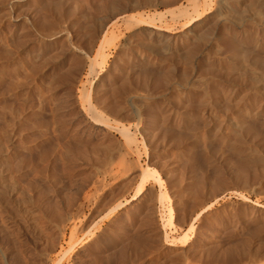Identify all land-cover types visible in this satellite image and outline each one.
Wrapping results in <instances>:
<instances>
[{
	"label": "bare ground",
	"instance_id": "1",
	"mask_svg": "<svg viewBox=\"0 0 264 264\" xmlns=\"http://www.w3.org/2000/svg\"><path fill=\"white\" fill-rule=\"evenodd\" d=\"M27 3L28 0H0V9H8L5 16V11L0 16L11 23L0 27V264H50L53 245H61L69 227L75 231L76 211L85 203L79 201L87 198L84 197L86 188H92L90 193L97 195L104 185L109 186L110 191L113 184L125 185L126 188L135 176L142 178L150 173L139 170L132 161H126L134 153L136 139L128 132V127L125 129L124 125L114 126L108 122L109 118L104 115L108 106L104 109L101 104L107 105L112 101L114 104L111 99L119 102L115 106L119 107L116 112L110 113L112 116L122 115L120 118L124 121L127 116L126 121L129 117L135 120L137 116V122L140 120L138 101L164 100L165 107L163 110V106L160 107L161 115H156L157 111L148 116L147 130L143 131L152 140L153 135L159 133H151L153 124L162 122L165 135L172 137L173 128L188 126V116L193 108L199 115L197 117L206 120L202 121L204 125H201L200 133L205 141L200 136L196 139L197 133H192L195 142L199 139L197 143L200 144L201 139L204 150L210 155L219 153L217 147L243 155L247 159L248 165L245 163L249 173L259 180L256 186L263 182L264 131L249 138L242 133V127L248 119L259 120L262 128L264 126V0H33L31 7H27ZM69 33L82 39L83 43H76V36L72 38L75 43L69 42ZM106 43L118 47L119 52L123 50L121 48L129 49L131 60L128 58L129 63L126 60L128 66L124 73L117 72L118 67H112L115 72L101 75L97 84V88L104 90L103 99L99 100L101 104L86 103L83 92L76 94V86L75 89L70 86L72 78L68 76L79 65L84 66L88 58L90 73L93 61L104 52ZM72 60L77 67L74 68L75 64L70 66L74 63ZM142 74H146L145 78L150 74L151 77L161 76L165 89L158 93L153 91L156 92L154 94L150 93L152 90L146 91L147 87L143 89L145 86L135 88L134 84L136 87L144 84L136 83ZM126 86L131 88L129 92L128 88L126 93L119 90ZM40 89L47 97L41 94ZM42 95L49 98L50 104L44 103L46 106L49 104L48 107H42ZM197 127L192 129L198 131ZM110 129L119 131L125 138L124 143L119 142L120 145L112 148L108 145L110 143H103V134ZM161 138L159 140L163 141ZM173 140L170 138L166 139L168 143L161 141L156 144L164 149L172 146L171 154L176 158L173 157L172 161L168 158L170 162L164 159L172 168L181 156L186 154L184 157L188 158L187 153L191 150V144H175L173 147ZM214 141L220 147H216ZM224 163L227 164L226 161ZM233 164L226 167L230 173L235 172ZM58 165L70 172L68 180V170L66 174L64 171L68 183L61 180L67 185L59 181L62 176L57 178ZM226 168L221 169L226 171ZM187 173L191 175V171ZM154 197L155 194L144 200L146 204L143 206L129 204L118 216L121 222H116L114 234L103 235V249L111 250L110 253L104 251L107 255H116L114 251L126 252L132 247L130 239L127 240V231L131 226L133 232L144 229L155 213ZM136 198L132 197L127 203L136 202ZM88 201L89 204L91 201ZM252 204L264 212V204ZM171 218L170 215L169 222ZM161 231L158 227L152 234L161 239ZM97 245L94 249L98 248ZM232 249H227V252L231 253ZM75 262L84 264L80 257Z\"/></svg>",
	"mask_w": 264,
	"mask_h": 264
},
{
	"label": "rangeland",
	"instance_id": "2",
	"mask_svg": "<svg viewBox=\"0 0 264 264\" xmlns=\"http://www.w3.org/2000/svg\"><path fill=\"white\" fill-rule=\"evenodd\" d=\"M32 1L33 0H31V1L28 0L27 7L32 6ZM80 1L83 2V0H80ZM85 1L86 0H84V2ZM93 1H95V0H93ZM96 1H99V0H96ZM24 7L27 8L26 5H24ZM3 8H5V9H3ZM1 9H0V14L4 13V11H5V13L3 15V16H5L6 12H8V9L6 7H2ZM20 9H22V8H20ZM161 10H165V8H162ZM1 17L2 16H0V20H1L0 21V27L2 28V27H4V25L6 27L7 24L10 26L11 23H8V21L6 22V19L4 17H2L3 19H1ZM2 20H4V21H2ZM9 22H11V21H9ZM21 22H24V20H22ZM156 22H158V20H156ZM69 34L70 35H69L68 39H69V42H71L72 40H74L72 38H75L76 35L74 36L73 33H69ZM71 35H72V37H71ZM123 38H125V36H123ZM75 39H77V40H75V42L76 43L79 42L78 43L79 45L83 43V40L80 38H77V36ZM72 42L75 43L74 41H72ZM108 49H109V51H108ZM121 49H123V50L121 52H119L120 49L118 47H113L112 43L104 44L103 45L104 52H102L99 55L100 57L97 56V59L95 61H93V66H92L93 68H91V71H93V69H95L94 70L95 74H93L94 71H93V73L91 71H90V73L88 72L89 71L88 69H90V68H88V64H87V63H89V58L87 59L88 61L86 60L87 63L84 64L85 67L82 65L84 68H82V66H80V65H79L80 67L78 66L79 67L78 68L76 66L77 63H75L76 62L75 59H73L75 62L72 60L74 63H72V61H70L72 63V64L69 63V64H71L70 66L72 67V65L75 64L74 68L77 67V69L76 68L74 69L75 72L72 71L75 75L72 73L71 76H68L69 79H71V78L74 79V80L71 79L69 84L74 89L76 86V89H75L76 94L83 92L82 94L84 97V101L86 103H89V102H91L92 104L96 103L95 105L101 104L100 101H101V99H103L102 96L104 95L103 94L104 90L102 88H97V84L100 82L99 79H101L102 76L106 75L107 73H110L111 71L115 72L114 69L117 67L119 68V69L118 68L116 69L117 72L119 71L121 73H124L126 71V67L128 66V63H129L128 58H129V60H131L130 59L131 58L130 50L126 49V48H121ZM123 52H126V53H123ZM126 54H128V55H126ZM116 56H119V57H116ZM126 60L128 61L127 64H126V62H127ZM94 62H96L95 63L96 65L94 64ZM100 62L102 63V65ZM94 66H96V67H94ZM112 67L113 68L115 67V68L113 69ZM124 67H125V70L123 69ZM73 75H74V77H73ZM145 75L146 74H144V75L142 74L143 77L140 75L141 78H139L140 76L136 77V78L141 79V80L137 79V80H139L138 82L136 80L137 84L138 83H140V84L144 83L145 84V82H147V84H145V85L143 84L142 86L139 85L138 87H136L134 84L135 83L134 79H136V78L133 79L134 81H132V82H134L133 84H134L135 88H142L143 86H145V88H143V89L148 88V90H146L148 92L150 90H152L150 93H152L153 91H156L158 93L160 91H163L162 89H165V88H163V86H165V82L164 83H163V81L161 82V76H159V78H158V76L154 75L153 76L154 78H153V77H151L152 75L150 74V77L146 76L149 78H145L144 77ZM143 78H144V81L142 80ZM72 81H73V83H72ZM157 82H159V83H157ZM155 84H156V86H155ZM62 86H64V84ZM122 89H119V90H121L122 92L125 91V93H126V91L128 90V92H129L131 88L129 89V87L126 86V88L123 87ZM125 89H127V90H125ZM101 90H102V92L100 93L99 91H101ZM119 90H117V92H119ZM94 91L97 93V95ZM97 91L99 92V94ZM41 92H42V90H41ZM43 92L41 94H43L45 96V93H43ZM156 92L155 93L153 92V93L156 94ZM43 95L41 96L43 100L40 98V101H43V104L45 102H46V104H47V102L50 104L49 98H47L48 101H45L44 99H46L45 97H47V96L44 97ZM94 95H96V96L99 95V98L95 97ZM100 95H101V97H100ZM116 96H117V94H116ZM96 98H98V100ZM95 99H96V101H95ZM111 100H114V104L112 103L113 101L109 102L108 103L109 105L108 104L107 105L101 104V107L104 109H105V107L107 108V106H108V108L105 110L106 112L104 111V115L105 116L107 115L106 118L107 119L109 118L108 122L111 125L113 124L114 126L124 125L125 129H127L126 127H128V129H127L128 132L132 136H134V138L136 139V141H135L136 145L134 144L135 145V147H134V149H135L134 153L135 154L133 153L132 156L127 157L126 161H132V163H134L138 167L139 170L144 169V170H147L148 173L149 172L150 173L147 174L146 176L142 177V178H141V176H135L136 178L134 177V179L131 181L129 186H126V188H125V185L122 186L121 184H119V186L117 185L118 186L117 187V186H115V184H113L112 187H114V188H112V190L110 191L107 188L109 186L104 185L98 191V192H101L102 194L97 192V195H100V197H98L96 194H93V192L90 193L92 191L91 190L92 188L91 189L86 188V193H85L84 197L91 198L92 195H94V196L91 199L85 198V199H82V201L81 200L79 201L82 204L85 202L87 205L84 203L81 206V208L79 209L80 213H79V210L76 211L77 217H79V218L76 217V220H75V231L69 227L70 229L68 228L66 230L65 236L62 239V241L60 242L61 245L59 243H55L53 245L52 248L54 250L52 249V252L50 253V256L52 258V261L50 262V264H74V262L77 261L79 257L81 259H83L84 264H94V263L95 264H264V217H263L264 212L259 207L253 206V204H252L253 202L258 203V204H264V191H262V190H264V188H263L264 187V185H263L264 177L262 179L263 182L260 184L258 183L259 185L256 186L257 182L259 180L254 179L252 174L249 173V168H247L248 167L247 166L248 162L246 161L247 159L243 155H241L243 158L241 156L237 155L231 149H227V151H226V149L223 150L221 148H218L217 147V146H219L218 143L216 146L217 141L216 142L214 141V145L217 147V150L219 149L218 150L219 153L217 154L216 152H213L212 155L207 154V152L204 150V147H203L204 144H202L203 141H205V140L200 136V133H202L201 127L204 125L203 122L204 121L206 122V120L202 119L201 117H197L199 115L196 114L197 112L195 110H193V108H192V110L194 112L191 110V113L189 114L190 117L188 116V118L190 119V120L188 119V122H189L188 126L186 125V126H184V128H181V129L180 128H173V131H172L173 134L172 133H171L172 135L169 134L172 137H170V136L168 137V135H165V132L163 131L165 128H164L163 124L161 125L162 122H158L157 124L156 123L153 124L154 126L152 125L151 127H153L155 130L154 129L152 130V128H150L151 131H153L151 133H155L157 131H159V133L158 132L155 133L156 136L152 134L153 135V140H152V137L148 138L146 136V133H144V132L147 130V126H148L147 124L149 123V120H148L149 117L153 116L157 111L158 112L156 113V115H158V116L161 115V110H163V108L165 107V103H164L165 101L164 100H162L161 98H151V99H147V101L146 100L138 101L137 104L138 105L141 104V107H142L141 108L137 105L140 120H141V121L139 120L140 124H139V122H137L138 121L137 116H135V117L133 116L135 118V120H131L130 119L131 117H129V119L127 121H126V119L128 118V116L127 117H125V115L123 116L126 118L125 121H124V118L123 119L120 118V117H122V115H115L114 114L112 116L110 113L112 111L114 113L116 112V109H118L119 107H115V106H118L119 102H115V101H118L117 99H111ZM35 102H36V100H35ZM111 103H112V105H111ZM116 103H117V105H116ZM46 104L42 105V107H48L49 104L47 106H46ZM145 104H147V105H145ZM160 107H162L161 110H160ZM109 108H112V109H109ZM194 109H195V107H194ZM141 113H143V114H141ZM192 113H194L195 115H193ZM191 116L194 118H192ZM112 117H114V118H112ZM198 118H199V120H198ZM129 120H131V121H129ZM113 121H115V122H113ZM117 121H118V123H117ZM254 121L255 120H253V119H248V120H246V123L244 122V125L242 127V129H243L242 133H244L248 137L250 136L249 138H251L252 136L254 137L255 134L260 135L259 133L264 131L263 130L264 126L262 128L263 124L261 125V123H259L261 121H259V120H256L255 122ZM114 123H117V124H114ZM137 124H139V125H137ZM196 125L198 127H200V128L197 127L198 131L193 130L196 127ZM189 126L191 129H189ZM145 127H146V129H145ZM158 127H160V128H158ZM192 127H193V129H192ZM185 129H187L188 131L186 130V132H185ZM178 130H180V131H178ZM142 133H144V134H142ZM192 133L193 134L197 133L195 137H196V139L201 137L203 139V141L200 139V142H202V143H200V144L197 143L199 141V139L197 142H195L196 139L194 136H192ZM159 134H160V136H159ZM244 134H243V136H244ZM162 135L166 136V138L162 137ZM154 136H155V138H154ZM247 136H245V138H248ZM123 137L124 136L120 135L119 131H116L115 129H112V130L110 129L108 132L103 134L102 138H104V140L102 139V141L105 144L110 143L108 145L111 146V148H112V147H116L115 145H120V144L124 143L125 138H123ZM158 137H160V138L162 137L161 139L164 138L163 141L159 140L160 138H158ZM174 137H176L177 139ZM187 137H189L191 139H189ZM170 138H171V140H173V138H174V140L172 142L173 147L175 146V144H183V145L191 144V145H189L191 147L190 148L191 150L187 153L188 158L184 157V156H186V154L183 155L185 160L182 159L183 157L181 156V158H180L181 160H179V162H178L179 164L176 163L177 165L173 166V168L168 165L170 161H172L176 158V155H173V157H175V158L172 157V154H171L173 152L171 150L172 146L170 145V147H167L166 149H164L161 146L156 145L157 142L160 143L161 141L168 143L166 141V139H170ZM185 138L189 139V142L191 140V142L190 143L188 141L186 142ZM155 140H157V141L155 142ZM112 141H114L115 144ZM119 142H121V143L119 144ZM184 142H186V143H184ZM154 143H155V146H157V148L154 146ZM195 143H197V144L193 145ZM201 146L203 147V150L200 149V148H202ZM201 150L204 151V153ZM224 151H226V153H224ZM229 151H231L233 153V155ZM160 152H162L161 155L165 158H163L159 154ZM228 152L231 153V155H227V154H229ZM214 153L217 155L216 156L213 155ZM114 154H115V152H114ZM119 154H120V152H119ZM167 154H169V155H167ZM221 154H223L222 157H221ZM116 155H118V154L116 153ZM116 155H114V156L116 157ZM166 155H167V157H166ZM207 155H208V157H206ZM235 155H237V156L235 157ZM118 156L120 157V155H118ZM118 156L116 158L119 160ZM219 157H221V158H219ZM128 158H129V160H128ZM132 158L135 160V162L132 160ZM168 158H170V161L168 160ZM209 158H211V159L213 158V159L210 160ZM164 159L169 161V162H167V161L165 162ZM219 159H221V160H219ZM227 159H228V162H227ZM230 159L232 161H229ZM213 160H214V162H213ZM225 161L227 164L224 163ZM233 161H234L235 165L233 164ZM230 162H232L234 167L236 166V168H233L235 171L233 173H230L226 168L227 166H230V167L232 166V164H229ZM245 162L247 163V165ZM218 163H220L221 165ZM244 163H245V165H244ZM129 164H128V166H129ZM223 165H224V167H223ZM61 166L62 165H60V166L58 165V167L56 168L57 170H59V171H56V174H57V178H59V179L61 178V176L63 177V179L61 178L59 181L65 184L66 182H63V181H65V180L67 181V178L69 180L70 172L66 168H63L64 170H62ZM166 166H168V167H166ZM213 166H215L217 168H215ZM237 166H239L240 168H238ZM130 167H131V164H130ZM242 167H243V169H242ZM60 168H61V170H60ZM221 168H223V169L226 168V171L221 169ZM239 169H240V171H239ZM246 169H248V170H246ZM64 171H65V174L68 172L66 174V175H68L67 178L64 177V175H65ZM190 171H191V175H190V173L189 174L187 173L190 176L189 177V176H187L186 172H190ZM219 171H221V172H219ZM246 171H247V174H245ZM59 172H61V174ZM220 173H222V174H220ZM241 173H242V175H241ZM239 175L242 176L243 179H241V177ZM244 176H245V180H246L245 183H244ZM250 177L252 179H250ZM61 180H63V181H61ZM252 180H253L254 185L252 184ZM254 181L256 184L254 183ZM246 182H248V183H246ZM67 183H68V181H67ZM67 183L65 185H67ZM261 184H262V186H261ZM260 186H261L262 190L260 189ZM254 188L258 189V191L257 190L253 191ZM149 191L151 194L153 193V195L148 193ZM144 193H145V195H144ZM159 193H160V195H159ZM154 194H155V197H154V199H153L154 201L152 203H153V206L155 205V207H154L155 213H153V217L150 218L149 221H147V224L150 227L146 224L147 227L145 226L144 229H142V231H139V232L135 231L136 232L135 233L132 231L133 226H131L132 228H129L128 231L130 230L133 233H130L127 231V234H128L127 240L130 239V241L132 243L131 244L132 247H129L130 250L126 249L127 250L126 252L114 251V253L116 255L113 254L114 257L111 258L113 255L112 256H110V254L107 255V253H110L111 250L108 251V250L103 249V246H104V244H103L104 241H102L103 238L105 236H109V235L114 234V232H115L114 228L116 227V222H119V221L121 222V220L119 219L118 216L121 213H123V211H125L130 206L129 204L137 203L138 205L143 206V204L144 205L146 204V203H143V202H146L144 200H146L150 197L152 198L154 196ZM134 196L137 197L135 200L136 202L133 201V202L127 203V200L131 199ZM141 196H142V198H141ZM145 196H147V198ZM162 196H164V199ZM100 198L102 200H100ZM159 198H162V200L161 199L157 200ZM84 200H86V201H84ZM88 200L91 201L89 204H88V202H89ZM137 200H139V201H137ZM94 201H96V202L99 201L98 202L99 204L98 203L96 204V202H94ZM120 203L122 205H120ZM103 205H104V207H103ZM117 205H119V206L117 207ZM86 207H88V208H86ZM98 210L100 211V213ZM170 215L172 216L171 222L168 221ZM157 226L159 227L160 230H162L161 232H163V237L161 239L160 238L158 239L155 235L152 234V231L155 228H158ZM72 231H74V232H72ZM110 233H112V234H110ZM166 234H167V237H165ZM103 235H104V237H103ZM99 238L101 240H99ZM94 241L96 242V245L99 243V246L97 245V247L100 249H98V248L94 249V248H96ZM100 242H102V243H100ZM71 245H73V248H69ZM231 246H234V247H231ZM229 248H231V249L236 248V249H234V250L232 249V252L230 251L231 253H229V252H227V249H229ZM104 251H106L107 253H105ZM102 253H103V255H102ZM121 253H123V254L125 253V254L123 255ZM61 257H63V258H61ZM106 257H107V259H106ZM93 258H96V259L93 260ZM103 258H105V259H103ZM97 259L100 261H97ZM108 261H109V263H108Z\"/></svg>",
	"mask_w": 264,
	"mask_h": 264
}]
</instances>
